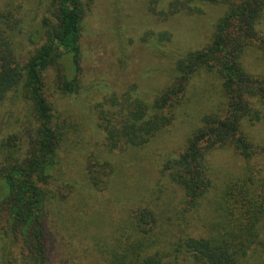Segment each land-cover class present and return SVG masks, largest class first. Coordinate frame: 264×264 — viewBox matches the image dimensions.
Here are the masks:
<instances>
[{"label": "trees", "instance_id": "trees-1", "mask_svg": "<svg viewBox=\"0 0 264 264\" xmlns=\"http://www.w3.org/2000/svg\"><path fill=\"white\" fill-rule=\"evenodd\" d=\"M40 1L43 16L26 36L21 29L25 22L20 15L22 5L7 0L0 6V104L24 99L32 109L23 123L35 119L25 130L4 139L0 136L2 264L12 256L16 229L27 244L35 242V260L30 264L46 263V212H51L49 207L58 202L60 193L65 196L54 184L65 180L61 148L66 135L54 115L59 103L49 101L46 95V77L50 71L57 74L55 82L63 95H74L81 88L84 3ZM218 1L176 0L167 11L152 12L165 18L183 10L201 14L197 2ZM221 2L228 4V10L217 23L211 46L188 52L176 61L172 83L153 100L132 85L95 106L97 127L107 150L126 151L146 146L174 123L176 109L183 104L194 76L205 71L221 80L220 101L202 115L184 150L162 157L160 177L150 195L160 192L155 206L143 204L132 209L127 231L115 238L114 244L105 243L99 264H248L254 250L264 264V176L259 168L260 161L264 163V145L256 144L248 130L264 119V74L248 70L243 63L244 53L259 35L264 0ZM160 40L168 42L170 36L161 33ZM260 42L264 50V39ZM5 115L0 114V135ZM226 147H233L243 158L242 172L228 179L216 198L207 203L215 186L210 156ZM114 171L110 161L93 153L88 156L85 177L90 189L106 190ZM62 183L64 191L78 186L71 180ZM172 186L182 192L181 204L185 206L179 209L174 205L176 219L165 222L175 201H166ZM205 206L210 209L208 218L202 214ZM4 222L10 231L1 227Z\"/></svg>", "mask_w": 264, "mask_h": 264}, {"label": "rangeland", "instance_id": "rangeland-1", "mask_svg": "<svg viewBox=\"0 0 264 264\" xmlns=\"http://www.w3.org/2000/svg\"><path fill=\"white\" fill-rule=\"evenodd\" d=\"M6 1L0 0V6H5ZM82 1L85 21L81 41L80 91L74 95H63L55 82L57 74L50 71L46 77V95L49 101L59 103V110L54 115L66 131L61 148L64 179L75 181L78 186L64 191L61 188L65 180L54 184V189L58 187L65 196L60 193L58 202L53 203L55 206L52 204L49 207L51 212H46L45 264H99V254L105 251V243L114 244L115 238L127 231L132 209L143 204L155 206L156 194L160 195V192L150 195L160 177L162 157L171 152H182L187 139L200 125L202 115L221 99V80L213 73L202 71L192 79L171 126L159 132L144 147L108 151L104 135L97 127L96 104L112 93L121 95L132 85L153 100L172 83L176 61L188 52L211 46L217 23L227 12L228 4L221 0L197 2L196 5L202 9L201 14L183 10L165 18L152 12V9L167 11L170 3L176 0ZM15 3L22 5L20 15L25 22L21 29L26 36L43 16L42 1L15 0ZM258 30L259 38L244 53L243 63L248 70L264 74V50L260 48V41L264 39V14ZM164 32L170 36L168 42L160 40V34ZM31 109L32 104L24 99L15 104L10 100L0 104V114H6L0 136L4 139L10 133L31 126L35 119L30 118L29 122L23 123ZM248 130L256 144L264 145V119ZM92 153L114 166V175L106 190H92L86 181L85 165ZM210 162L215 186L208 194L207 203L216 198L228 179L240 175L244 165L243 158L233 147L215 150ZM259 168L264 176V163L261 161ZM181 193L174 186L167 192L166 201L174 198L175 201L166 212L165 222L169 221L168 218L176 219L174 205L184 208ZM144 200L147 203H143ZM208 209L205 206L203 216H209ZM1 227L10 231L5 222ZM14 233L18 236L17 241L6 264L32 263L35 260V242L27 244L19 230H14ZM251 254L248 264H262L258 250Z\"/></svg>", "mask_w": 264, "mask_h": 264}]
</instances>
